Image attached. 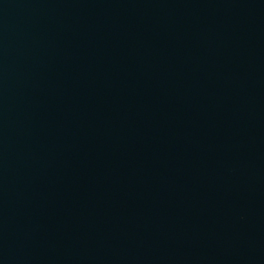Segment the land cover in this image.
<instances>
[{
    "label": "water",
    "instance_id": "water-1",
    "mask_svg": "<svg viewBox=\"0 0 264 264\" xmlns=\"http://www.w3.org/2000/svg\"><path fill=\"white\" fill-rule=\"evenodd\" d=\"M255 6L258 46L259 147L253 264H264V0H255Z\"/></svg>",
    "mask_w": 264,
    "mask_h": 264
}]
</instances>
